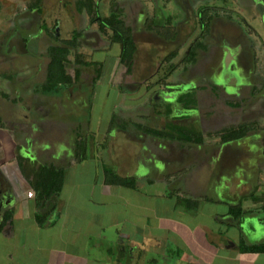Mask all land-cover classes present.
<instances>
[{"label": "crops", "instance_id": "obj_1", "mask_svg": "<svg viewBox=\"0 0 264 264\" xmlns=\"http://www.w3.org/2000/svg\"><path fill=\"white\" fill-rule=\"evenodd\" d=\"M46 1L50 3V8H48L50 9L49 13H51L49 19L51 20L53 17L55 24H57V18H68L67 24H69L70 29L65 32V35L59 32L60 25L57 24V28H54L55 24L47 27L45 22L38 21L37 15L41 14V8L45 6L44 4L39 3L30 9L27 16L21 20H28L31 30L35 34L37 33V36L44 29L54 31L51 42L44 40L45 44L41 42L39 45V47L46 45L44 55L48 58V62L49 48L59 45L67 46L71 51L81 47L83 52H80L84 54V58L81 55L82 60L102 66L99 77L95 80H93L95 75L91 71L82 70L86 66H80L79 76L68 79L70 77L67 74L68 78L66 77L65 82H59L54 88L43 90V88H38V85L44 83L47 77L45 75V78H41L39 80L41 82L34 86L35 89H30L33 95H41L42 99L45 97L44 104H41V101L30 102V105L36 107L35 112L43 113V107L47 103L52 104L48 106L47 110L52 114H56L58 110L63 111L69 106L75 110L80 107V97L83 96L82 100H84L86 96L82 88L88 86L89 81L93 93L96 92L97 88L106 87L108 89L117 83L121 85L125 81L124 87L116 89L123 97L122 102L118 101L113 105L108 127L100 134L102 142H99L97 147L102 144L103 148L101 149L103 151L101 155L96 156L97 161H95V157L87 155L88 148L91 146L88 136L93 132L90 110H88L89 114L86 115L87 118L80 119L77 116L69 124H72L71 127H73L71 155H56L53 157L54 159H41L39 155H43V147L37 148L36 145V149L30 148V151L25 147L32 145L33 139L27 141L20 136H14L8 128L0 126V233L4 239L1 242L3 250L0 253V264H264V251L242 249L243 246L264 244V155L260 150L264 134L260 135L262 137H258L261 141H257L256 145L251 147L254 155H249V158L240 155H209L213 161L212 164L215 165L211 170L193 173L190 167L182 169L181 165L174 162L176 158L166 160V155H158L159 151L164 152L168 145L175 144V140L178 139L165 137V135L159 136L150 132V128L165 131L168 130L169 124L181 126L173 120L179 115L176 110L177 107L172 103L175 101L176 95L170 92L166 94L165 89H162L163 86L172 84L175 76L173 77L169 72L164 71L145 73V68L140 70V68L138 69L139 66L134 65L135 61L130 63L126 60L122 61L120 57L122 44L111 38L112 28L110 25L103 26L97 21L81 23L84 20V14L87 15V13L71 14L69 11H62V15L58 12L53 13L52 7L56 6L59 1L57 3L55 0ZM98 1L100 7L98 16H108L107 4H110V0L109 2L108 0ZM116 1L126 7L128 23L131 20L135 21L134 32L137 33L142 28L141 22L146 15L152 14L151 0ZM169 1H172L174 7ZM182 1H155L153 5L159 6L160 3H165L167 8H174L168 10L169 12L162 16L163 19H160L164 25L174 27L182 20L185 14L184 9L180 6ZM185 1L188 7L190 4L192 7L196 3V0ZM86 2L89 1H83L82 6ZM240 11L243 16H246L247 22L255 26V31L262 33L254 7L249 5V7L241 8ZM43 14L48 15V12ZM218 15L223 17L226 23L233 19L231 11L224 14L220 12ZM209 17L213 16L209 15ZM23 23L24 21L20 22L19 25ZM245 23V21H240L239 25L244 27ZM130 27L133 28L132 25ZM244 30L252 42L258 40L254 30L249 29V27ZM262 35L264 36V33ZM136 39L139 41L141 38L136 37ZM115 45L118 47V51L114 52L113 50L114 54H112L111 49ZM249 45L247 46L248 51L244 50L240 56L250 69L254 66L252 50L258 44ZM34 47H38V45H34ZM235 47L232 46V48ZM75 58L77 57H74L73 65L78 67L74 63L76 62ZM156 59L157 55L152 54L146 62L149 65H154ZM105 61H108V65H112L110 71L112 77L109 79L103 75ZM176 62V58L168 60L172 68ZM123 64L125 65L124 70L118 71ZM162 68L163 70L166 69V67H161L158 70ZM38 71L42 73L41 70ZM158 74L161 76H157L156 83L153 86L148 85V81L154 79V76ZM35 75L34 72L32 77L35 78ZM88 75L91 77L89 78ZM72 80L73 84L69 85L71 83L69 81ZM63 83H68V86L62 87ZM167 90L169 91V89ZM19 92L20 95L24 93V87L21 83L19 84ZM108 92L106 91V95ZM152 96L160 98L161 102L154 101ZM166 100L172 108L169 114L166 113L167 105L164 103ZM58 103H62L61 106H58ZM155 107L157 109H154ZM148 110L159 113L157 117L162 116L164 119L165 115L168 119L148 121L144 118L147 115L143 114L148 113ZM201 111H209V109L201 108ZM186 113L189 114L190 111L187 110L183 114ZM46 116L45 112L44 116L40 115V119L43 117L45 121L44 117ZM36 117L38 115L34 114L33 118ZM48 118L51 119L50 116ZM224 119L227 120L225 117ZM263 123L264 119L257 121L258 126L259 124L263 126ZM202 127L205 128V132L200 131L199 126H194V129L202 134L203 141L208 138L207 143H209L219 138V136L207 132V126ZM37 131L35 128L33 132ZM211 135L213 136L210 138ZM225 142L226 146L233 147L247 144L246 140H239V138ZM38 143L40 144V142ZM125 143L129 144V147ZM76 144L84 146V153L75 154ZM136 149L137 152L134 151ZM147 151L150 155L147 154ZM18 155L21 159H18ZM102 155L111 156L110 161L115 163L118 170L104 165L101 160ZM119 157H122L123 163L116 162ZM250 159L255 160V166H248ZM88 160L92 162L93 169L103 171V184L107 186V191H104L106 194L111 193V187L130 191L132 199L126 198L124 200L128 214L123 218H118L114 215L115 213L109 211H100V202L94 203L92 201V209L88 208L87 205H82L76 210L71 203L61 197L65 174L69 168L83 166L82 164ZM161 162H163V167H159ZM45 163L63 167L64 177L59 195L55 199L54 209L41 219H37L35 215L38 211L36 207L37 198L35 190L32 188L31 179L37 168ZM127 165H129L128 168H126ZM107 168L112 169L119 176L132 179V183L124 185L113 182V177L106 173L105 169ZM190 176H194L203 184H189ZM185 177L187 178L182 186L180 185L181 178ZM165 184L168 187V193L162 189V185ZM91 189L94 190L93 186ZM29 191L32 192L31 196L28 195ZM174 191L176 195H174ZM142 196L148 197V201L141 200ZM171 196H176L177 199L191 205L214 203L219 204L220 207L223 206L224 209H218L211 213L210 221L205 223L198 220V215L190 216L187 209L181 210L179 208L180 201L173 200ZM152 197L169 200V209L175 213L173 216L181 215L183 218L175 219L157 214L150 217L149 202ZM129 200H131V206L127 204ZM101 204L104 205V203ZM238 205L244 213L234 217L230 214L229 209ZM49 207L50 203L46 209L48 210ZM108 207L111 210L110 205ZM161 208L165 209L164 205ZM106 213H108L107 219H102ZM195 217L197 221L192 226L190 222L195 220ZM22 230L27 231L32 238L35 237L34 243H31L29 239H25V243L18 242ZM103 243L105 244L102 245Z\"/></svg>", "mask_w": 264, "mask_h": 264}, {"label": "flooded vegetation", "instance_id": "obj_2", "mask_svg": "<svg viewBox=\"0 0 264 264\" xmlns=\"http://www.w3.org/2000/svg\"><path fill=\"white\" fill-rule=\"evenodd\" d=\"M83 1L85 0H59L60 5L58 7V10L60 9L65 12L69 11L71 14H81V12L88 14L87 10L89 9V7L85 5L82 6ZM155 1L156 0H151L150 5L152 6V14L148 13L146 15L145 19L141 22L142 28L137 33L134 32V26L136 25L135 21L131 20L128 23L126 7L121 5L120 2L118 3L116 0H110V4H108V12H116V14L118 13L120 17H122V25L124 27H127L130 40L135 46V51L132 53V61H135V66H139L138 62L142 59L140 56L146 58V55H157L158 52L154 49L156 48L154 43H159V45H162V47L171 48H179L180 46H185L184 51L180 53L181 55H178L179 57L176 58L177 62L174 64L173 68L172 65H169V63H167L168 69L166 72H169V74L173 77L175 76V80L172 84L168 86L165 85L162 88L165 89V91L169 89V91L167 90L166 94L170 92L176 95V99L175 101H172V103L175 105V107H177L176 110L179 113L177 117L179 118V120L183 118L184 121L183 123L178 122L179 120L175 122L177 124L179 123L183 127H192V129H194V126L185 123V120L188 119L190 113L195 112L194 110L198 109L197 112H201V108H208L209 111L211 110L212 106L210 105V103L212 102V99H208L210 95L206 94L204 90L213 89L216 93L214 95L220 96L221 98L219 104L224 105H220L221 109L224 111V114H222L223 112L218 111L214 113L217 116L219 115L221 117V120H219V124H217L218 126H207V132L215 135L216 130L230 126L232 124L253 125L254 127L249 129L245 136L239 138V140H246L249 134H252V136H254L256 131L263 130L264 125L258 126L257 121H260V119H264V36L262 35V33H264V0H257V2L256 0H196V3L192 5V7L189 2L188 3L190 4V6L188 7L185 4L186 1L183 0L182 2H180V6L184 9L185 14L182 20L175 24L174 27L172 25L166 26L161 21L163 19L162 16H165L166 12H169L170 10L174 9L172 8L174 7L172 1H169V3H171L172 5L171 8H167V6H165V3H160L159 6L153 5ZM94 4L98 12V10L100 9L99 1L92 0V6ZM44 5L50 8V3L48 1H46ZM249 5H252L255 9V13L258 16L259 28L262 30V33H260L259 31H255V26H252L249 22H247L246 16H243L240 13L241 8L243 9L244 7H249ZM228 6L230 7L227 8ZM53 9H57L56 6H54ZM227 11H231L233 13L232 20H234L235 22L232 23L231 21H227L226 23L225 19L223 17L221 18L219 16L220 14L218 15V13L220 12L224 14ZM209 15L213 16L214 18L211 17V19ZM160 16L161 18H159ZM89 21L91 23V19H89ZM240 21L246 22L244 24V27H241L239 25ZM60 22L61 18H57L56 23L60 25ZM26 23L30 26L28 20ZM98 23L100 24V22ZM52 24H55V22ZM57 24H55L54 28H57ZM130 25H132V29ZM212 27L215 29V34L212 35L211 43H213L216 51L213 52V58L211 60L209 58V61L206 63V65L209 64V62L216 63L217 67L215 69L217 70L216 77L218 80L216 83H212L210 88H208L207 85H205V82L203 81L204 79L200 77L201 74L188 76L184 73L190 65L199 62V57L206 55L205 51L208 50L210 47L211 35L209 34L211 33ZM248 27L249 29L254 30V32L256 33V37L258 39L256 42H252V39H250L247 35V32H245L244 29ZM8 30H10L9 33H6V31H4L5 33L1 32L0 37V88H2L1 86L3 85L8 89V92L10 93H8L7 100L10 101L12 105L10 108H6L5 104H3L2 106L0 105L1 127V117L10 116L14 112L15 103L19 102V99L23 95H25L26 92H28L27 89L32 90L35 86L34 84L31 85L28 82L29 79H34V77H32V70H34V67L36 66V59L33 53L37 51L39 45L41 44L40 40L36 39L37 33L35 34L31 30V26L30 30L20 29L19 26L14 28L10 26ZM112 32L113 30L111 31V34ZM136 37H140L141 39H139L138 41ZM43 42L45 44V41ZM235 43H237V45H234ZM255 43L258 45L252 50L254 57V66L249 69V67L245 65L241 56L244 53V50H247V46L249 44L256 45ZM34 45H38V47H34ZM232 46L236 47L232 48ZM173 52L175 51H167L164 54L165 61L168 62V60L172 58L175 59V55H177V53L174 55ZM16 53H26V55L28 54L29 58L33 57L34 59H31L30 62H34V64L31 66L29 63L25 62L19 64L16 67L8 65V63L12 64L11 60H15V58H13V55H16ZM158 59L159 57L155 61H157ZM41 60L43 61V58H41ZM146 60L147 59H145V61ZM145 61L144 59H142V63ZM162 63L161 61H159L157 64H155L156 70H158L160 67H163ZM48 65L49 62L47 66ZM77 68L78 67L76 66L74 67V76L75 70ZM93 68L94 67H86L82 70L87 72L91 71L93 75H95V68ZM226 71H229L235 79L233 78L232 80V77L227 74ZM3 72H5V74H1ZM88 77L90 78L91 75H88ZM21 80H25L26 82H20ZM14 81H16V85L20 83L23 85V95H20L19 88H16L14 86ZM243 83H246V88L244 87L243 90L241 88L242 91H240L239 87H241ZM29 86H31V88H29ZM88 86L91 87L90 81ZM31 90L27 94V96H31V100H35L37 102L41 101L42 103L43 99L41 95H33ZM158 92L160 91L158 90ZM185 94H190L193 98H196H194L195 102L189 105V108H185L183 102H180L178 100L181 95ZM2 96L3 98L6 97L4 92ZM216 96L214 98H217ZM231 100L232 102H230ZM164 103L166 105H169L167 104V100L164 101ZM198 103L200 104V107L198 106ZM0 104H2V102ZM29 104H31L30 101ZM236 108L238 109L236 110ZM187 110H189L190 113L183 114ZM27 112V120L25 118L26 115L23 114V119H25L23 121V129L29 120H34V114H32L29 110H27ZM224 117L228 121H226ZM16 118L22 120V118L20 117ZM157 118L163 119L162 116H159ZM225 123H227L226 126H224ZM20 125L21 123L18 124V128L20 127ZM198 126L200 131L205 132V128L202 127V125ZM8 129L10 130V132H12L10 128ZM12 134H14V136L16 135L14 132H12ZM213 135H211L210 138ZM207 139H205L204 141L202 140L199 143L178 139L175 140V144L173 143L168 145L169 147L167 146L165 151L177 155H179L180 152H184V154L187 155H236L237 153L241 152V150H238V148H234L235 146H226V142H222L219 138L209 143H207ZM260 150L262 151L260 152L264 155V137H262ZM253 152L254 151H251L249 149L247 151H243L242 149L243 155L241 153L240 156H245V158H249V155H254ZM17 157L18 159H21L19 155ZM248 166L250 165L248 164Z\"/></svg>", "mask_w": 264, "mask_h": 264}, {"label": "rangeland", "instance_id": "obj_3", "mask_svg": "<svg viewBox=\"0 0 264 264\" xmlns=\"http://www.w3.org/2000/svg\"><path fill=\"white\" fill-rule=\"evenodd\" d=\"M58 1L59 0H55L56 3ZM45 2H46V0H0V37H1V32H4V31H6V33L10 32V30H8L10 28V26H12L13 28L19 26L20 29L30 30V26L26 23L27 21L21 20V19L24 18L25 16H27L30 9H33V7H36V5H38L39 3L45 4ZM108 2H109V0H108ZM59 5H60V3L56 4L57 9H55V10H53V7H52V12L53 13L58 12V14L62 15V10H60V9L58 10ZM107 6H108V4H107ZM104 7H105V5H104ZM104 7H103V11H104ZM47 8L48 7L46 5L43 6V8H41V10H42L41 14L37 15L39 17L38 21L42 20L43 22H45V25H47V27H51V24L53 23V21L55 19H52L53 17L51 18V20L49 19V15L51 13H49L50 9L47 10ZM44 12H46V13L48 12V15L43 14ZM84 15H85L84 20L81 23H84L85 21H89V19H91L90 15H88V14L87 15L84 14ZM23 21H24V23L19 25V23L23 22ZM67 22H68L67 17L61 18L59 32L62 35H65V32H67L70 29V26H69V24H67ZM231 22L233 23L235 21L231 20ZM70 23H73V22L70 21ZM53 34H54V31H52V30L47 31L44 29L37 36V40L40 39V42H43L44 40L51 42L52 38H53ZM213 34H215V29L212 27L211 33L209 34V35H211L210 47L208 50L205 51L206 55L199 57L198 58L199 62L190 65L184 73L185 75H188V76H192L195 74H197V75L201 74L200 77L204 79L203 81L205 82V85H207L208 88H210L212 83H216L218 80L216 77L217 76L216 75L217 70L215 69L217 67L216 63L209 62V64L206 65V63L209 61V58H210V60L213 58V56H214L213 52L216 51L213 43H211ZM48 42H47V44H48ZM154 45L156 47L154 49L158 52L157 58L159 57V59L154 62V65H149L145 61V59H147V60L149 59L148 55H146V58H144L143 56H140L142 59H144V61H145V62H143L144 64L142 63V59L138 62L139 63L138 69L140 68V70L141 69L144 70V68H145V73H147V72L157 73V72H161V71L166 72L168 69L167 68L168 62L165 61V58L163 57L164 54L167 51H173L174 50L175 52H173V53H174V55L177 53V55H175V58H177V57H179L178 55H181L180 53H182L185 49V46H180L179 48H177V47L171 48V47H162V45H159V43H154ZM81 46H83V45H81ZM45 49H46V45L39 47L37 49V51H35V53H33L35 55V59H36V63H35L36 66L34 67V70H32V71H33V73L35 72L36 75H35L34 79H29L28 83H30L31 85L32 84L38 85L41 82L39 80L41 78L44 79L45 75L47 76L48 58L44 55L45 51H46ZM82 49L83 48L78 47L75 50L71 51L68 48V50H69L68 59L64 63L66 77H67V74L70 77V78L67 77L68 79H71L74 77V65H73L74 57H79V55L80 56L82 55V57L84 58V54L82 53L83 52ZM41 50H42V52H41ZM113 50H114V52L118 51V47L116 45L112 47V49H111L112 54H114ZM80 51H82V52H80ZM13 58H15V60H11L12 64L8 63V65H11L13 67H16L19 64L25 63V62L29 63L31 66L34 64V62H30L31 59L33 60L34 58L33 57L29 58L28 54L26 55V53H24V54H22V53L17 54L16 53V55H13ZM41 58H43L44 64H43V61L41 60ZM111 58L113 59V57H111ZM159 61H161V63L163 62L162 65H163V67H166L165 70H163V68L160 70H156L155 64H157ZM104 63H106V65L104 66L103 75H105L107 77V79H109L112 77V74L110 72L112 69V65H108V61H105ZM142 65H145V67ZM124 68H125V65L123 64L118 69V71H123ZM198 68H199V70H198ZM32 69H33V67H32ZM38 70H41L42 73ZM1 74H5V72H3ZM24 74H26V73H24ZM157 76H161V74L155 75L154 79L149 80L147 84L153 86L155 84V79H158ZM20 82H26V81L21 80ZM69 82H71V83H69V85H70V84H72L73 80L69 81ZM14 84H15L14 86L16 88H19V84L16 85V81H14ZM67 84L68 83H65V84L63 83L62 87L68 86ZM124 84H125V81H123V84H121V85L117 83L115 86H111V88H108V89L106 87H101L99 89L97 88L95 93H93V90L90 86H88V87L84 86L82 89L84 91V95H86V96L84 97V100H82L83 96L80 97L81 98L80 99L81 100L80 107H77L74 110V109L70 108V106H69V108H67L63 111L58 110V112H57L58 114L57 113L52 114V113L47 112L48 106L52 105L51 103H47L45 106L43 105L44 106L43 107V109H44L43 113L39 114L38 112H35L36 107L29 104V101L31 103H34L35 100H31L30 99L31 96H27V94L30 92V90L27 89L28 92H26V94L23 95L19 99V102L15 103L14 112L10 116H2L1 117L2 126H5L6 128H10L12 132H14L16 135H18V137L20 136L21 138H23L27 141L33 139V144L28 145V147H25V148H27L29 150H30V148L36 149V145H37V148L43 147L44 153H43V155H39L41 157V159L53 158L56 155H71L70 150H71V143H72L73 127H71L72 124L71 125H69V124L72 123L73 120L77 118V116L80 119H85L86 115L89 114L88 110H90V114L92 117L93 132H91L92 134L88 136V138H89L88 140H89V142H91L90 143L91 146H90V148H88L89 151L87 152V155H89V157H95V161H97L96 156L101 155V153L103 151V149H101V148H103L102 144L100 147H97V144L99 142H102V139H101L102 136L100 134L103 133V131H105L106 128L108 127V120L110 119L111 111L113 109V105L118 101L122 102L123 95L119 94L118 90H116V89L118 87H124ZM245 85H246V83H243L241 85V87H239V90L242 91L244 89ZM1 87L2 88H0V103L2 102V104H0V105L2 106L3 104H5L6 108H10L12 104L10 101L7 100L8 99V93H10V92H8V89L5 86L2 85ZM39 87H42V85H38V88ZM29 88H31V86H29ZM241 88H242V90H241ZM43 90H45V89H43ZM106 91H109L108 95H106ZM204 91L206 94L210 95L208 97V99L209 100L212 99V102L210 103V105L212 106L211 110L209 112L208 111L197 112L198 109L194 110L195 112H192L189 114V117H188V119L185 120L186 121L185 123H187L189 125H193V126H198V125L210 126V127L218 126L217 124H219V120H221V117L219 115L217 116L214 113H216L218 111V112H223L222 114H224V111L221 109V106H224V105L219 104L221 101L220 100L221 98H220V96L214 95L216 93L213 89L212 90L205 89ZM3 92L6 95V97H4V98L2 96ZM166 92H167V90H166ZM11 93H14V92H11ZM49 93H50V91H49ZM153 94H155V92H153ZM45 96L48 98L47 95H45ZM215 96L217 98H214ZM43 97H44V95H43ZM152 97H153L154 101L160 102V98H157L156 96H152ZM90 99H91V102H89ZM92 101H93L92 106H94V107L91 106ZM230 102H232V100ZM44 103H45V97L42 100L41 104H44ZM61 104L62 103H58L57 105L61 106ZM198 106L200 107L199 103H198ZM154 109H157V108L155 107ZM27 110H29L32 114L38 115V117H36L34 120H29L23 129L22 128L23 121L25 120V119H23V114L26 115L25 118L27 120V118H28ZM213 110H216V111H213ZM154 111H156V110H154ZM45 112H46L47 116L44 117V119H45V121H44L43 117H42V119H40V115L44 116ZM155 113L156 112H151L150 110H148V113H143L144 115H147L144 118L148 119V121H151V122L156 121V120H163L162 118H157V115L159 113L158 114L157 113L155 114ZM49 116L51 119L48 118ZM16 117H20V118H22V120L17 119ZM164 118H166L164 120L168 119V117H166L165 115H164ZM173 120L178 121L179 118H176ZM183 121H184L183 118H181V120H179L178 122L183 123ZM226 121H228V120H226ZM19 123H21V125L18 128ZM226 125H227V123H225L224 126H226ZM35 128H37V130H38L37 132H33L35 130ZM188 129H192V127H188ZM262 134H264V129L256 131L254 136H252V134H249L246 138V142H247L246 145H238L237 147H234V148H238V150H241V152L237 153L236 155H241L242 149H243V151H247L248 149L253 151L252 150L253 148H251V147H254L256 145L257 141H261L258 139V137ZM260 137H262V136H260ZM38 142H40V144ZM44 143H47V144L45 145ZM94 144H96V145H94ZM125 145L129 147V144L125 143ZM134 151L137 152V149ZM233 151H237V150H233ZM147 154H149L148 151H147ZM158 155H166V160H170L168 158H176L174 160V162H176L178 165H181L182 169L190 167L191 172H193V173L198 172V171L211 170L215 166L214 164H212L213 161H211V159L209 158V155L208 156L207 155H187V154H184V152L183 153L180 152L179 155H177V154H171L167 151H164V152L159 151ZM242 155H243V153H242ZM151 157H154V156L151 155ZM110 158H111V156H109V157H107L106 155L101 156V160H102L104 165H107L114 170H118V167L115 165V163H111ZM254 161H255L254 159L253 160L250 159V162H249L250 166L249 167L255 166ZM116 162L117 163H121V162L123 163L124 161H122V157H119ZM88 163H90V164L88 165ZM82 165L83 166H79L77 168L70 167L69 170L67 171V173L65 174V181H64V184L62 187L61 197L66 199L68 203H71L74 206V209H76V210L78 209V207H81L82 205H87L88 208L92 209V201H93L94 203L100 202V211H102V212L103 211H106V212L109 211L111 213H115L114 215H116L118 218H123V216H126L128 214V209L124 205V200L126 198L132 199L131 195H130V191H127L126 189H123V188L111 187V193L106 194L105 192L107 191V186H105L103 184V171L96 170V168L93 169L92 162H89V160L86 161ZM128 167H129V165H127L126 168H128ZM159 167H163V162H161ZM168 167H170V166L168 165ZM187 173H190V172H187ZM159 176H160V174H159ZM186 178L187 177L181 178L180 185H182V186L184 185L183 182L185 181ZM189 184L200 185V184H203V182L197 180L194 176H190ZM91 186H93L94 190L91 189ZM154 188H156V187L154 186ZM162 189H163V191H165V193H168V187L166 186V184L162 185ZM174 195H176L175 191H174ZM171 197L175 201H177V200L180 201L179 202V208L181 210L187 209L190 216L193 217L194 215H198L197 216L198 220L204 221L205 223H208L210 221L211 213L216 212L218 209H224L223 206L220 207L219 204L208 203V204L199 205L198 203H195L194 205H191V204H188L187 202H184L183 200L177 199L176 196H171ZM133 198H136V197H133ZM144 199L147 200L148 197L146 198L145 196H142L141 200H144ZM130 201L131 200H129V202H127V204L129 206L132 205L130 203ZM101 203H104V205H102ZM108 205H110L111 210L109 209ZM149 205H150V213H149L150 217L153 216L154 214H157L158 216L174 217L175 219L183 218L181 215H174L173 216V214H175V213H172V211L169 209L170 201L169 200L166 201L164 198L152 197L150 199ZM162 205H164L165 209L161 208ZM95 207H97L96 204H95ZM103 216L104 217H102V219L103 218L107 219L108 213L104 214ZM118 221H120V220L118 219ZM196 221L197 220L195 217V220H192L190 222L192 224V226L194 224H196ZM21 232H22V234H20V236H19L20 238H19L18 242L25 243L26 242L25 239H29V241L31 243H34L35 237L32 238L30 235H28L29 233L25 230H22ZM2 240H4V239L2 238V234L0 233V253L3 250V246L1 243ZM104 244L105 243H103L102 245H104Z\"/></svg>", "mask_w": 264, "mask_h": 264}, {"label": "trees", "instance_id": "obj_4", "mask_svg": "<svg viewBox=\"0 0 264 264\" xmlns=\"http://www.w3.org/2000/svg\"><path fill=\"white\" fill-rule=\"evenodd\" d=\"M89 2L84 3L89 9L87 10L88 15L91 17V21H98L101 25L106 26L110 25L113 32L111 38L115 41L121 42L122 51L120 54L122 61L131 62L132 61V53L135 51V46L130 40L128 29L124 27L123 19L116 12L109 13V16L100 17L98 16V12L95 4L92 6V0H88ZM69 50L67 46H59L54 45L49 48V65L47 77L44 83L42 84L43 89H51L56 86L59 82H65L66 72L64 68V63L68 59ZM74 63L77 64L78 68L75 70V76H79L80 66L86 67H95V77L93 80L99 77L101 72V64H93L91 62H87L81 59V56L75 58ZM131 65V64H130ZM129 65V67H130ZM178 100L183 102L184 107H189L192 103L195 102L193 97L190 94L181 95ZM171 106L167 105L166 113L169 114L171 111ZM168 130L158 131L156 129H151L150 132H154L159 136L165 135V137L176 138L185 141H194L201 142L202 134L195 129H188L187 127L178 126L169 124ZM253 125L248 124H237L230 125L219 130H216L215 135L219 136L220 140L223 141H232L237 138H241L246 135L249 129H251ZM84 146L76 144L75 154L80 155L84 153ZM108 176L113 177V182L118 184L130 185L132 183V179L127 177L119 176L112 169H105ZM64 177V169L61 166H56L54 164L45 163L40 165L35 173H33V177L31 179L32 188L35 190L37 203L36 207L38 211L36 212V218L41 219L45 216L50 210L54 209L55 199L58 196ZM48 203H50V207L48 210L46 209ZM230 214L234 217L240 216L244 211L240 208V206H233L229 209ZM10 216V215H7ZM5 221V218H4ZM243 250L248 251H264L263 245H252V246H243Z\"/></svg>", "mask_w": 264, "mask_h": 264}, {"label": "water", "instance_id": "obj_5", "mask_svg": "<svg viewBox=\"0 0 264 264\" xmlns=\"http://www.w3.org/2000/svg\"><path fill=\"white\" fill-rule=\"evenodd\" d=\"M227 70V69H226ZM227 72V74H229L232 78V80H233V78H234V76L229 72V71H226ZM226 77H227V75H226ZM235 79V78H234Z\"/></svg>", "mask_w": 264, "mask_h": 264}, {"label": "built area", "instance_id": "obj_6", "mask_svg": "<svg viewBox=\"0 0 264 264\" xmlns=\"http://www.w3.org/2000/svg\"><path fill=\"white\" fill-rule=\"evenodd\" d=\"M28 195L31 196V195H32V192L29 191V192H28Z\"/></svg>", "mask_w": 264, "mask_h": 264}]
</instances>
